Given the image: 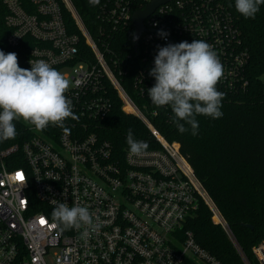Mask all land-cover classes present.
Wrapping results in <instances>:
<instances>
[{
	"label": "built area",
	"instance_id": "1",
	"mask_svg": "<svg viewBox=\"0 0 264 264\" xmlns=\"http://www.w3.org/2000/svg\"><path fill=\"white\" fill-rule=\"evenodd\" d=\"M152 1L100 0L94 35L73 0H3L7 44L19 47L30 40L24 68L42 59L70 81L65 95L78 120H65L69 131L51 125L37 131L18 120L16 136L0 141V264H223L186 229L202 202L245 264H252L194 168L143 110L157 116L160 109H171L148 97L158 46L169 43L207 42L223 65L217 90L248 89L250 50L231 0L162 3L144 19L136 40L134 14ZM161 30L166 37L158 35ZM126 32L133 34L134 52L123 58L113 40ZM133 57L139 62L133 91L144 100L142 106L123 79V64ZM114 90L160 147L135 156L129 148L118 152L100 136L97 128L113 109ZM58 203L88 208L96 226L61 231L52 219ZM253 251L264 264V239Z\"/></svg>",
	"mask_w": 264,
	"mask_h": 264
},
{
	"label": "trees",
	"instance_id": "2",
	"mask_svg": "<svg viewBox=\"0 0 264 264\" xmlns=\"http://www.w3.org/2000/svg\"><path fill=\"white\" fill-rule=\"evenodd\" d=\"M73 1L91 32L97 35V5H90L88 0ZM234 5L235 0H231L230 10L250 50L248 89L240 93L222 90L225 94L221 107L223 116L213 119L197 115L199 128L195 136L188 125L185 126L189 131L183 134L178 131L171 109H160L157 116H151L152 109L143 110L194 168L228 221L243 254L252 264H259L253 248L264 239V4L259 6L254 19L243 17ZM5 14L3 0H0V50L17 53L19 66L24 68L31 41L19 47L7 44ZM113 47L123 58L133 54V34H119L113 40ZM134 59L123 64L127 71L123 79L142 106L144 100L133 91L139 66ZM111 93L113 109L98 125L100 136L113 142L115 149L121 153L129 148L126 136L131 128L136 140L146 141L149 148L160 147L147 125L123 108L115 90ZM246 224H252L253 228ZM186 229L192 230L197 242L223 264H245L236 243L205 202L188 218Z\"/></svg>",
	"mask_w": 264,
	"mask_h": 264
},
{
	"label": "clouds",
	"instance_id": "3",
	"mask_svg": "<svg viewBox=\"0 0 264 264\" xmlns=\"http://www.w3.org/2000/svg\"><path fill=\"white\" fill-rule=\"evenodd\" d=\"M99 3L100 0H89L92 6ZM262 4L264 0H235L234 6L243 17L254 19ZM158 35L166 37L167 33L161 30ZM30 64V69L21 68L17 53L0 50V141L16 136L14 122L18 120L34 126L37 131L50 125L69 131L65 120H78L71 99L65 95L70 81L45 60H30ZM149 74L155 79V84L148 89L149 99L157 107L170 106L181 134L189 131L185 126L188 125L191 134L197 135V115L213 119L223 116L221 107L225 94L216 87L224 75L223 65L207 42L193 40L158 46ZM126 143L135 156L149 148L146 141L134 138L131 128L127 131ZM52 219L61 226V231L96 226L88 208L69 207L67 203L56 205ZM87 235L88 231L82 233L83 237Z\"/></svg>",
	"mask_w": 264,
	"mask_h": 264
},
{
	"label": "water",
	"instance_id": "4",
	"mask_svg": "<svg viewBox=\"0 0 264 264\" xmlns=\"http://www.w3.org/2000/svg\"><path fill=\"white\" fill-rule=\"evenodd\" d=\"M170 0H153L146 9L144 10H138L134 14V22H135V39L137 40L142 31L145 29L144 27V19L147 18L155 9L157 6H159L162 3H165ZM246 226L253 228L252 224H246Z\"/></svg>",
	"mask_w": 264,
	"mask_h": 264
},
{
	"label": "rangeland",
	"instance_id": "5",
	"mask_svg": "<svg viewBox=\"0 0 264 264\" xmlns=\"http://www.w3.org/2000/svg\"><path fill=\"white\" fill-rule=\"evenodd\" d=\"M66 71H70V70H66Z\"/></svg>",
	"mask_w": 264,
	"mask_h": 264
},
{
	"label": "snow or ice",
	"instance_id": "6",
	"mask_svg": "<svg viewBox=\"0 0 264 264\" xmlns=\"http://www.w3.org/2000/svg\"><path fill=\"white\" fill-rule=\"evenodd\" d=\"M19 178H22V177H19Z\"/></svg>",
	"mask_w": 264,
	"mask_h": 264
}]
</instances>
